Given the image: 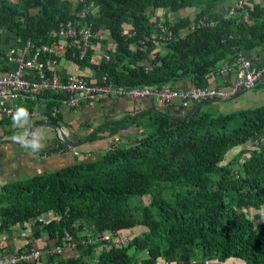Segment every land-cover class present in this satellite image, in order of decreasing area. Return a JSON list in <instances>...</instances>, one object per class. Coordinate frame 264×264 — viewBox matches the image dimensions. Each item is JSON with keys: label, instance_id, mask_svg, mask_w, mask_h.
<instances>
[{"label": "trees", "instance_id": "trees-1", "mask_svg": "<svg viewBox=\"0 0 264 264\" xmlns=\"http://www.w3.org/2000/svg\"><path fill=\"white\" fill-rule=\"evenodd\" d=\"M71 1L0 0V26L29 41L34 54L53 43V30L75 19ZM86 1L93 6L86 23L93 33L109 36L93 39L86 58L70 53L67 59L115 86H177L190 80L206 88L222 63L264 52V4L259 2L219 19L222 7L240 0ZM187 9L195 10L193 19L170 18ZM148 10L161 12L162 19ZM201 19L213 25L199 26ZM159 24L172 34L162 54L152 53L157 46L151 37L161 33ZM100 44L111 45L112 59H92ZM49 59L39 56L45 65ZM10 70L0 66V74ZM38 100L45 102L42 122L48 118L58 126L61 112L51 114L66 99L41 94L25 102L28 113ZM217 103L223 102L190 104L184 113L163 103L111 124L107 130L119 140L100 159L2 186V232L35 220L40 229L31 237L45 249L64 248L69 237L78 242L74 255L65 252L48 263L42 258L44 264H204L231 258L264 264V140L254 144L264 134V106L224 113ZM129 124L140 131L134 141L123 143L119 130ZM144 197L147 203L141 202ZM48 213L47 222L39 220ZM121 231L132 238L120 243ZM105 235L108 240L101 239Z\"/></svg>", "mask_w": 264, "mask_h": 264}, {"label": "crops", "instance_id": "crops-1", "mask_svg": "<svg viewBox=\"0 0 264 264\" xmlns=\"http://www.w3.org/2000/svg\"><path fill=\"white\" fill-rule=\"evenodd\" d=\"M11 1L13 3L19 2V0ZM253 1L258 3L256 0H249L251 3ZM228 6L222 7L219 12L223 13ZM190 10L192 11L189 12ZM148 14H152L153 17L159 16L162 19V13L159 11L148 10ZM170 16V18L190 17L193 19L195 17V10L187 9L181 11L178 16L174 14ZM104 35L106 41L109 34L105 31ZM24 49L25 42L21 41L13 32L0 26V66L12 68L11 63L7 61V55L11 50L21 53ZM110 49V44L96 45L92 59L94 61L112 59L113 56L109 52ZM157 51L160 54L165 53V47L160 46ZM241 55L246 59H254L259 63L264 60V52L261 56L257 54L251 56L250 53ZM222 65L219 66L218 74L210 80V86H226L235 77V74H229L225 71L221 72ZM54 73L60 78H64L70 74H78L90 81H95L101 77L98 72L79 67L67 58L57 60ZM29 76L32 77V73H29ZM190 84V80H185L178 83L176 87L183 89L189 87ZM44 105V101L38 100L37 104L33 106L34 112L37 114L35 118L28 116L26 122L22 118L19 123H14L13 116L17 109L23 107L28 111V105L20 101L7 102L6 107L11 108L13 114L11 116L0 117V188L7 184L26 182L34 176L52 173L84 161L92 162L96 160V155L102 154L103 156L114 143L113 140L117 138L116 136H111L107 130L111 124L122 122L128 117L133 119L154 107H163L160 103L151 99L129 100L111 96L101 101L83 102L80 106L72 109L64 107L61 112V121L58 128L64 132L69 149L64 152H56V134L40 120ZM173 106L181 108L178 105ZM262 106H264V83L255 89L240 94L232 100L217 103L215 108L221 112L230 113L239 110L256 109ZM181 112L184 113L182 108ZM120 128L119 132L123 138V143L134 141L136 132L140 131V129L131 126V124ZM33 134L39 138V142L42 145L36 151H33L30 147H25L21 142L22 140H31ZM260 140H264V134L255 139L254 143L257 144ZM25 243L26 240H23V237L18 239L14 234L8 236L5 234L2 237L0 233V247H7V249H10V252L16 251ZM65 252V256L68 255L66 257L75 254L70 250ZM83 260L87 261L86 258ZM227 261H230V259ZM227 261L223 263L212 261L211 263L235 264V262L228 263ZM239 262L240 264H244L242 261Z\"/></svg>", "mask_w": 264, "mask_h": 264}, {"label": "built area", "instance_id": "built-area-1", "mask_svg": "<svg viewBox=\"0 0 264 264\" xmlns=\"http://www.w3.org/2000/svg\"><path fill=\"white\" fill-rule=\"evenodd\" d=\"M72 12L75 19L62 23L57 30L51 32L53 43L41 45L34 54H30V42H25V49L21 53L11 50L7 55V61L13 66L9 72L0 74V117L11 116L13 111L7 108L9 101H20L25 103L27 100L34 101L36 97L52 92L57 96H63L66 100L62 101V106L54 107L51 116L54 117L60 113L64 107L76 108L83 102L100 101L106 97L125 98L129 100L151 99L161 105H178L183 110L190 104H199L215 100L225 102L238 95L255 89L264 83V60L257 62L254 59H246L239 55L232 65L222 63V71L229 74H235V77L226 86L206 88H197L190 85L186 88H176L171 85L160 86H136L132 88L115 86L110 83L105 76H101L95 81L78 74H70L64 78L58 77L54 73V67L57 60L67 58L71 53L72 57L82 60L87 57L88 51L93 47L92 40L102 42L105 40L103 31L92 32V26L85 21L86 15L93 10V6L86 0H72ZM244 3L239 2L231 6L226 14L221 15L226 19L234 16L237 10L243 8ZM194 22V21H193ZM192 22L190 28L194 29ZM199 26H212L213 22L206 23L203 19L198 21ZM161 33L152 35L156 45H163V42L169 40L171 32L159 24L157 26ZM148 54L146 50H143ZM41 54L50 57L45 65L40 62ZM219 72V73H221ZM32 73V77L29 76ZM61 101V100H60ZM32 118L37 116L36 112L28 113ZM44 124L53 130L57 137V146L62 145L63 149L57 152L67 151L65 145V134L62 129L50 124L48 118H43ZM118 139L114 140V144ZM0 230H2L0 228ZM24 233L30 232L28 223L24 225ZM102 240H108V236L101 237ZM36 243L37 240H34ZM85 243V239L83 240ZM68 247H74L75 243L68 239ZM62 251L61 247L55 246L45 249L44 246L24 249L20 252L8 256L0 257V264H41L42 255L54 257Z\"/></svg>", "mask_w": 264, "mask_h": 264}, {"label": "clouds", "instance_id": "clouds-1", "mask_svg": "<svg viewBox=\"0 0 264 264\" xmlns=\"http://www.w3.org/2000/svg\"><path fill=\"white\" fill-rule=\"evenodd\" d=\"M239 2H243L244 3V5L245 4H247V5H249L247 2H246V0H240V1H236L235 3H232V4H230L227 8H226V10L223 12V13H221V15L222 14H226V11L231 7V6H234L235 4H238ZM241 9V8H240ZM220 15V16H221ZM105 41V40H104ZM157 46V48H156V50L155 51H153L152 53H155L156 51H157V49H158V47H160V46H163V45H156ZM144 50V49H143ZM152 53H151V55H152ZM149 54H150V52H149ZM174 87H176V86H174ZM258 87V86H257ZM256 87V88H257ZM177 88V87H176ZM239 96V95H238ZM114 98H116V97H114ZM236 98V97H235ZM105 99V98H104ZM101 101V100H100ZM168 106H171V105H168ZM183 110V109H182ZM186 110V109H185ZM62 112V111H61ZM28 116H30V115H28V112H27V110L25 109V108H23V107H21V108H18L17 109V111H16V113H15V115L13 116V121H14V123H19L20 121H21V119L23 118L24 120H25V122H26V120H27V117ZM31 117V116H30ZM32 118V117H31ZM36 120V119H35ZM41 120V119H40ZM131 121H133V120H131ZM41 122H42V120H41ZM43 124H44V122H42ZM133 123V122H132ZM45 125V124H44ZM46 126H48V125H46ZM54 126V125H53ZM55 127H58V126H55ZM27 135V134H26ZM19 139V138H18ZM115 139H118V138H115ZM114 139V140H115ZM65 140H66V145L68 146V141H67V139H66V137H65ZM113 140V141H114ZM119 140V139H118ZM24 145H25V147H30L33 151H36V150H39V148L42 146L41 144H40V142H39V138H37L34 134H33V138L31 139V140H22L21 141ZM256 144V143H255ZM113 145H115L114 143L110 146V147H112ZM109 147V148H110ZM108 148V149H109ZM69 148H67V150H68ZM76 153H78V152H76ZM50 217H52V213H48V214H46V215H44V216H42L39 220L40 221H45V222H47L49 219H50ZM46 218V219H45ZM25 223H28V225H29V228H30V232H28V233H24L23 231H24V225H25ZM36 229H40V227H38V226H36L35 225V220H30V221H28V222H23V223H21V224H19V225H17L12 231H8V232H11V234H14L18 239H21V237H23V240H26V243L23 245V246H21V247H19L16 251H14V252H10V249H7L5 252H3L2 250L0 251V257L1 256H8V255H11V254H14V253H16V252H20V251H22V250H24V249H30V248H32V247H41V244H40V241H37L36 243L34 242V240H37V239H34V238H32L31 237V234L32 233H34V231L36 230ZM8 232H2V230H0V233H1V236L3 237V236H5V234H7ZM123 232H126V231H121L120 232V236H122V238H121V240H120V243L121 242H123V238L125 237L124 236V234H122ZM128 233V232H127ZM105 236H108V238L110 237L109 235H105ZM102 237V236H101ZM69 238H71V240L72 241H74V243H75V246L74 247H68L67 246V242H68V240H67V242H66V244H65V247L63 248V247H61L62 248V251H61V253L59 254V255H56V256H54V257H48L47 255H42V257H41V264H44L43 263V260H42V258H45L46 259V262L48 263L49 261H50V259L51 258H53V259H55V260H59V259H61V258H63V253L65 252V251H67V250H70V251H73V250H75L76 248V245L78 244V242L77 241H75L72 237H69ZM45 239V237L43 236V239L42 240H44ZM85 238H82V240H81V243L83 244L84 242H83V240H84ZM85 241H86V239H85ZM127 241H129V240H127ZM86 243V242H85ZM27 244H29V247H27ZM51 247H55V246H51ZM51 247H49V248H51ZM58 247H60V246H58ZM1 248H3V247H0V249ZM7 248V247H6ZM44 248H45V246H44ZM48 248V249H49ZM232 259V258H231ZM227 260H229V259H227ZM226 260V261H227ZM234 260H238V261H240L239 259H234ZM212 261H217V260H212ZM212 261H203L204 262V264H213V263H211ZM225 262V261H224ZM217 263H223V262H218L217 261Z\"/></svg>", "mask_w": 264, "mask_h": 264}, {"label": "rangeland", "instance_id": "rangeland-1", "mask_svg": "<svg viewBox=\"0 0 264 264\" xmlns=\"http://www.w3.org/2000/svg\"><path fill=\"white\" fill-rule=\"evenodd\" d=\"M257 2H259V3H261L262 5L264 4V1L263 0H256ZM246 2H248V4L249 5H251V2H249V0L248 1H246ZM192 10H190L189 12H191ZM240 124V122L238 123V125ZM255 144V143H254ZM98 157V158H97ZM102 157V154H98V155H96V160H98V159H100ZM148 199H149V197H144L142 200H141V202L142 203H147L148 202ZM46 219V218H45ZM11 234V232H8L7 233V236L8 235H10ZM122 234H124V238H123V243H125V242H128L127 240H130L131 238H132V236H133V234H131V233H127V231L126 232H123ZM228 263H230V262H235V264H240V262L238 261V260H234V259H230V261H227Z\"/></svg>", "mask_w": 264, "mask_h": 264}, {"label": "water", "instance_id": "water-1", "mask_svg": "<svg viewBox=\"0 0 264 264\" xmlns=\"http://www.w3.org/2000/svg\"><path fill=\"white\" fill-rule=\"evenodd\" d=\"M202 106H204V104H203V103L201 104V107H202ZM199 108H200V107H198V108L196 109V111H197ZM132 122H133V121H131V124H132Z\"/></svg>", "mask_w": 264, "mask_h": 264}]
</instances>
